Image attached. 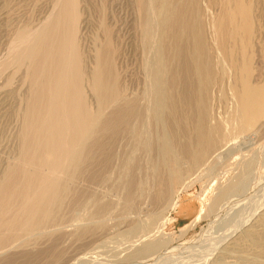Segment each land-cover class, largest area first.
<instances>
[{
  "label": "bare ground",
  "instance_id": "1",
  "mask_svg": "<svg viewBox=\"0 0 264 264\" xmlns=\"http://www.w3.org/2000/svg\"><path fill=\"white\" fill-rule=\"evenodd\" d=\"M80 2L54 0L52 7L56 10L43 16L23 36L20 34L22 41L20 37V43L13 47L12 65L20 67V71L25 67L27 87L24 107L17 114L19 155L0 178V231L9 229L17 234L37 230L39 224L51 219L52 211L63 199L76 193L75 186L71 189V181L66 180L84 173L91 178L101 173L109 160L105 137H116L138 115V97L125 93L118 72L117 61L123 54L116 46L117 35L113 28L100 23V32L91 39L93 46L86 48L83 41L87 26ZM135 2L142 16L147 9L154 24L149 43L146 42L149 54L144 57L148 70L144 69L149 78L150 64L155 67V82L161 92L159 110L167 132L164 135L168 134V141L175 147L170 146L171 149L186 160L187 169L204 163L212 171L236 155L241 162L240 157H247V148L254 145L259 128L264 126V0ZM137 39L132 38L136 41L133 45H138ZM129 40L132 41L131 36ZM218 66L228 76L227 89L233 103L232 112L222 120L214 116L210 106L214 89L221 88ZM221 74L224 77V72ZM221 124L226 133L220 129ZM245 131H251L254 137H247L248 146L231 138ZM168 141L160 145V167L168 165ZM247 159L245 166L250 162ZM168 170L172 171L167 176L169 181L181 178L175 170ZM167 179H159L155 194L145 186L143 194H138L139 200H148L153 193L159 205L175 209L181 191L172 195ZM229 194V187H222L212 204L222 202ZM206 211L202 206L186 227L197 224ZM257 217V222H264V211ZM255 228L251 225L241 229L239 240L254 236ZM3 242L0 239V245ZM154 242L139 246L138 250L143 249L139 254L159 247Z\"/></svg>",
  "mask_w": 264,
  "mask_h": 264
},
{
  "label": "rangeland",
  "instance_id": "2",
  "mask_svg": "<svg viewBox=\"0 0 264 264\" xmlns=\"http://www.w3.org/2000/svg\"><path fill=\"white\" fill-rule=\"evenodd\" d=\"M80 1L79 9L87 26L83 41L86 48L93 46L91 39L100 32V23L113 28L112 32L117 35L116 46L119 45L123 54L117 61L118 72L125 93L139 99L136 107L139 116L130 122L129 129L120 131L118 137H105L109 160L101 173L93 178L84 173L66 180L71 181L68 183L71 189L75 186L76 193L66 196L68 199L64 198L52 211V218L39 224L42 230L37 227V230L17 231V234L9 229L0 231V239L5 240L0 245V264H264V222H257V216L264 211V126L259 128L256 143L247 148L250 150L247 157L246 153L244 159L240 155L241 162L236 155L229 156L223 167L216 166L212 171L204 163L201 167L187 169L186 160L173 149L168 134L164 135L167 132L159 110L161 92L152 63L148 71L150 77L146 78L144 57L149 54L148 38L154 26L147 9L142 16L136 0ZM52 6H55L54 0H0V178L19 155L17 114L24 107L27 87L25 67L20 71V67L12 65L13 47L20 43L19 35L37 26L43 16L53 10ZM135 35L138 45H133ZM130 36L134 40L130 41ZM217 71L222 91L214 89L210 106L214 116L222 120L232 112L233 103L227 89L228 76L219 66ZM7 81L11 83L9 86H6ZM221 125L220 129L226 133ZM251 134L245 131L231 138L244 141L248 146V138L254 139ZM167 141L168 165L160 167V145ZM245 159L250 161L247 166ZM168 169L175 170L181 178L169 181L167 176L172 171ZM163 177L169 182L168 187L171 185L172 195L181 191L175 209L159 205L153 197ZM145 186L152 188L153 193L148 200L140 199V202L138 196L143 194ZM222 187H229L230 194L213 205ZM202 206L207 210L203 218L194 226L186 227ZM251 225L256 227V234L239 240L240 232ZM144 241L158 242L159 247L139 254L143 249L138 250V247L142 248Z\"/></svg>",
  "mask_w": 264,
  "mask_h": 264
}]
</instances>
